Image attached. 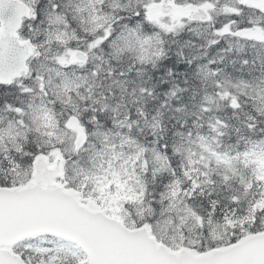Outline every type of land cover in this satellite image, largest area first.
<instances>
[{"label": "snow or ice", "instance_id": "obj_1", "mask_svg": "<svg viewBox=\"0 0 264 264\" xmlns=\"http://www.w3.org/2000/svg\"><path fill=\"white\" fill-rule=\"evenodd\" d=\"M0 264H264V0H0Z\"/></svg>", "mask_w": 264, "mask_h": 264}]
</instances>
